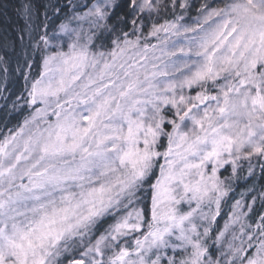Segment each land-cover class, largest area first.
Instances as JSON below:
<instances>
[{"label":"snow or ice","instance_id":"1","mask_svg":"<svg viewBox=\"0 0 264 264\" xmlns=\"http://www.w3.org/2000/svg\"><path fill=\"white\" fill-rule=\"evenodd\" d=\"M15 11L0 264H264V0Z\"/></svg>","mask_w":264,"mask_h":264},{"label":"trees","instance_id":"2","mask_svg":"<svg viewBox=\"0 0 264 264\" xmlns=\"http://www.w3.org/2000/svg\"><path fill=\"white\" fill-rule=\"evenodd\" d=\"M24 0H0V5H8L7 8L0 7V31L4 28L11 27L13 25L19 24L20 20L16 14L15 9L20 7V4ZM219 4V3H218ZM22 81L16 80L13 84V91L19 90ZM21 120L19 114H13L11 116H6L3 110H0V136L6 134L8 128L14 127ZM247 183L244 181H239L236 185V191L231 193L228 203L222 204V214L218 218L217 226L222 227L226 215L229 212V205L233 198L238 199L239 194L247 188ZM146 205L150 207V203L147 202Z\"/></svg>","mask_w":264,"mask_h":264},{"label":"rangeland","instance_id":"3","mask_svg":"<svg viewBox=\"0 0 264 264\" xmlns=\"http://www.w3.org/2000/svg\"><path fill=\"white\" fill-rule=\"evenodd\" d=\"M215 2L218 4H222V0H215ZM145 203H147V201L145 202ZM185 208H186V206H184Z\"/></svg>","mask_w":264,"mask_h":264}]
</instances>
